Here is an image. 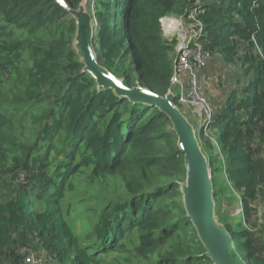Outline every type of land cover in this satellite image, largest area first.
<instances>
[{"label": "trees", "instance_id": "trees-1", "mask_svg": "<svg viewBox=\"0 0 264 264\" xmlns=\"http://www.w3.org/2000/svg\"><path fill=\"white\" fill-rule=\"evenodd\" d=\"M65 1L75 8L81 0ZM96 2L99 63L130 86L171 89L175 47L162 33L164 15L193 17L192 45L233 66L198 136L214 198L225 172L253 227V204L264 199V0ZM65 14L56 0H0V264H25L27 250L47 264H212L184 210L169 119L97 90L65 33ZM75 207L86 222L80 233L68 225ZM234 218L224 224L237 251L246 264H264L258 230Z\"/></svg>", "mask_w": 264, "mask_h": 264}, {"label": "water", "instance_id": "water-1", "mask_svg": "<svg viewBox=\"0 0 264 264\" xmlns=\"http://www.w3.org/2000/svg\"><path fill=\"white\" fill-rule=\"evenodd\" d=\"M66 8L75 21L72 49L82 64V72L88 73L95 81L98 91L111 89L129 101L157 107L170 121L182 153L184 180L180 192L186 216L196 236L205 249L204 255L212 264H246L237 251L232 235L225 224L216 218V202L212 172L204 153L195 125L175 105L177 95L169 89L164 95L136 85L130 86L124 77H118L99 63L93 46L94 20L87 12V0H81L77 9L69 8L65 0H56Z\"/></svg>", "mask_w": 264, "mask_h": 264}, {"label": "rangeland", "instance_id": "rangeland-1", "mask_svg": "<svg viewBox=\"0 0 264 264\" xmlns=\"http://www.w3.org/2000/svg\"><path fill=\"white\" fill-rule=\"evenodd\" d=\"M90 4L86 6L87 12L91 15V11L93 9V2L94 0H87ZM100 0H97L96 3H99ZM67 6L73 10H76L77 5L75 8H72L68 2H66ZM68 11V10H67ZM93 17V15H91ZM61 19L64 20V27L66 28L65 33L68 35L69 38L74 37L75 29H74V18L68 11V14H65V16L61 17ZM161 26H162V33L164 37L169 41L170 44H172L175 47V60L178 56V48L180 46H183L186 41H188L192 35H195V31L198 29L199 24H196V20L193 17H185L183 15H164L160 19ZM95 26V25H94ZM200 49L203 50V48L198 45ZM181 48V47H180ZM205 51V50H204ZM174 65L173 68L175 66ZM188 63L193 71V73L196 75L198 79V84L200 86L201 92H202V98L200 103H205L204 105L207 107L204 110H209L210 117L207 116V111H203L202 107H199L197 104H190L188 103L190 101L187 100L184 96L185 101L178 102L175 101V105L181 109V111L184 113V115L195 125L196 129L199 130L201 128L202 123H204L209 118L211 119L213 111H215V108H217L219 105L218 100H221L224 98L223 90L228 85L232 83V69L233 66L224 59L218 55H212L209 52L205 51V54L203 57H189ZM182 77L184 80V90H186L187 83L189 78V74L185 73L184 71L181 72ZM174 93L177 95L178 90L172 89ZM206 114V115H205ZM204 138H209L210 142L212 143L213 140L208 134V129L204 127ZM198 134V131H197ZM199 138V136H198ZM203 136H200L199 141L200 143L203 141ZM214 147V146H213ZM205 152L207 154L213 153L212 150L210 151L207 148H204ZM219 155L221 156V152H219ZM216 183L218 185L217 187V196H216V218L218 221L224 223L226 221V218L233 216L235 217L232 221L233 225H236L243 221V226L246 225L250 229H256L258 230L257 234L260 238H262V233L260 232L259 228V221H258V215L259 212L264 204V199L258 200V202H255L253 204V207H255V212L253 213L251 220L252 223L255 225L251 227V225L248 223V221L244 222L243 216H242V208H241V201H240V194L233 190L230 186L229 180L226 178V173L221 172L216 176ZM83 184L80 185V188L78 189V192L84 191ZM80 195V194H79ZM93 200H88L86 204L93 205ZM83 213V208L75 207L70 218L68 219V225L75 230V232H82L85 229V218ZM247 227V228H248ZM39 252V251H38ZM35 254V264H47L46 259L44 258V254L40 253L38 255Z\"/></svg>", "mask_w": 264, "mask_h": 264}, {"label": "built area", "instance_id": "built-area-1", "mask_svg": "<svg viewBox=\"0 0 264 264\" xmlns=\"http://www.w3.org/2000/svg\"><path fill=\"white\" fill-rule=\"evenodd\" d=\"M181 47V48H180ZM178 48V56L176 57L177 60H175V66L173 68V75L171 77V89H177L178 94H177V101H185L184 96L187 100L190 99L188 103L192 104H197L199 107H202L203 111H207V116L210 117V112L209 110H204L207 107L201 102L202 98V92L200 89V86L198 84V79L196 75L193 73L189 63H188V58L189 57H203L205 54L204 49H200L198 45H192V37L184 43L183 46H180ZM184 71L185 73L189 74L188 81H186L187 86L186 90H184L183 84L184 80L182 77L181 72ZM189 98V99H188ZM205 114V115H206ZM210 118L206 121H209ZM205 121V122H206ZM258 221H259V228L262 233V239L264 243V204L259 212L258 215ZM35 253L33 251L27 250L26 254V259H25V264H35Z\"/></svg>", "mask_w": 264, "mask_h": 264}, {"label": "bare ground", "instance_id": "bare-ground-1", "mask_svg": "<svg viewBox=\"0 0 264 264\" xmlns=\"http://www.w3.org/2000/svg\"><path fill=\"white\" fill-rule=\"evenodd\" d=\"M87 3H88V1H87Z\"/></svg>", "mask_w": 264, "mask_h": 264}, {"label": "clouds", "instance_id": "clouds-1", "mask_svg": "<svg viewBox=\"0 0 264 264\" xmlns=\"http://www.w3.org/2000/svg\"><path fill=\"white\" fill-rule=\"evenodd\" d=\"M89 3V2H88ZM88 5V4H87Z\"/></svg>", "mask_w": 264, "mask_h": 264}]
</instances>
